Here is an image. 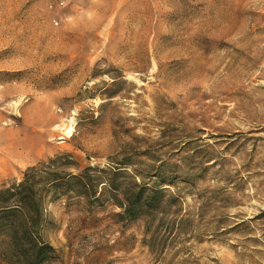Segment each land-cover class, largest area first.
<instances>
[{
	"label": "rangeland",
	"instance_id": "rangeland-1",
	"mask_svg": "<svg viewBox=\"0 0 264 264\" xmlns=\"http://www.w3.org/2000/svg\"><path fill=\"white\" fill-rule=\"evenodd\" d=\"M64 153L182 178L134 221L48 204L45 264H264V0H0V187Z\"/></svg>",
	"mask_w": 264,
	"mask_h": 264
},
{
	"label": "trees",
	"instance_id": "trees-1",
	"mask_svg": "<svg viewBox=\"0 0 264 264\" xmlns=\"http://www.w3.org/2000/svg\"><path fill=\"white\" fill-rule=\"evenodd\" d=\"M70 158L64 153L39 161L27 167L19 181L0 187V264H45L54 258L55 249L44 237L47 206L67 194L88 204L106 196L121 209L119 216L125 221L177 202L165 187L182 178L176 164L161 161L142 167L132 154L73 174L66 170L73 163Z\"/></svg>",
	"mask_w": 264,
	"mask_h": 264
},
{
	"label": "crops",
	"instance_id": "crops-1",
	"mask_svg": "<svg viewBox=\"0 0 264 264\" xmlns=\"http://www.w3.org/2000/svg\"><path fill=\"white\" fill-rule=\"evenodd\" d=\"M13 171V168L11 167L9 170H7V172H12Z\"/></svg>",
	"mask_w": 264,
	"mask_h": 264
}]
</instances>
